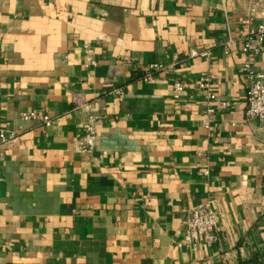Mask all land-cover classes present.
Listing matches in <instances>:
<instances>
[{
	"label": "crops",
	"instance_id": "0c3cea01",
	"mask_svg": "<svg viewBox=\"0 0 264 264\" xmlns=\"http://www.w3.org/2000/svg\"><path fill=\"white\" fill-rule=\"evenodd\" d=\"M247 16L264 24V0H0V125L17 133L2 147L0 264H264V121L246 119L245 55L222 47ZM150 64L163 70L144 82ZM202 73L227 102L213 114ZM75 96L99 116L90 155ZM206 202L215 240L189 246L182 222Z\"/></svg>",
	"mask_w": 264,
	"mask_h": 264
},
{
	"label": "built area",
	"instance_id": "2783aa9c",
	"mask_svg": "<svg viewBox=\"0 0 264 264\" xmlns=\"http://www.w3.org/2000/svg\"><path fill=\"white\" fill-rule=\"evenodd\" d=\"M244 23L249 27L245 35L234 40L228 38L222 44L225 54L229 55L239 49L244 55L245 60L242 66L245 84V100L247 104L246 119H256L264 121V69H256L255 64L264 44V24L256 26L250 25V18L247 16ZM86 55L93 53L91 44L82 45ZM210 51H191L190 57H200L207 60ZM95 60H89L87 66H95ZM163 70L161 65L150 64L143 70L142 81L147 82L153 78L154 72ZM198 87L203 91V103L207 114H213L216 108H225L227 102L222 101L218 105L216 91L212 85L211 76L208 73H202L198 79ZM175 98L184 91V84L180 81L173 83ZM111 94H120L119 89H113ZM76 109L86 112V119L81 125L80 132L77 134V150L83 155L93 153L96 143V132L99 116L89 109V105L78 96L74 97ZM23 120H33L43 127L48 128L52 125V118L45 111H26L21 113ZM203 126L209 128L208 122L204 121ZM17 136L16 131L9 128V124L0 125V165L4 157L3 145ZM220 212V205L210 202L202 203L190 209L183 220V240L189 246H196L201 239L206 243H212L215 240L217 232V216ZM180 246V245H179Z\"/></svg>",
	"mask_w": 264,
	"mask_h": 264
}]
</instances>
